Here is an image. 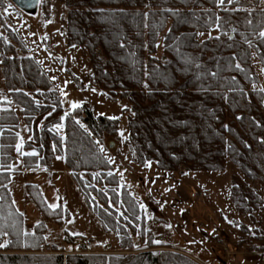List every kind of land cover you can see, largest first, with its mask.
<instances>
[{
    "label": "trees",
    "instance_id": "16d2710c",
    "mask_svg": "<svg viewBox=\"0 0 264 264\" xmlns=\"http://www.w3.org/2000/svg\"><path fill=\"white\" fill-rule=\"evenodd\" d=\"M60 1L66 45L79 47L90 63L89 85L79 83L80 89L129 103L124 145L136 164L167 174L222 173L232 165L237 173L230 181V203L252 227L235 219L230 226L247 237L237 245L263 254L264 229L256 214L264 215V196L253 185L264 193V90L256 88L260 79L253 59L264 81V0ZM0 59L4 87L27 130L23 170L49 169L62 157L103 230L130 251L63 255V247L50 248L47 221L61 224L70 214L62 205L51 207L34 183L25 185L26 194L44 221L26 230L8 189L19 117L5 108L0 109V244L5 245L0 264H199L173 249H157L168 244L156 241L141 205L120 185L98 144L118 135L119 120L95 116L85 104L64 114L51 80L6 26Z\"/></svg>",
    "mask_w": 264,
    "mask_h": 264
},
{
    "label": "rangeland",
    "instance_id": "374dc122",
    "mask_svg": "<svg viewBox=\"0 0 264 264\" xmlns=\"http://www.w3.org/2000/svg\"><path fill=\"white\" fill-rule=\"evenodd\" d=\"M65 22L66 9L60 0H40L34 16L23 13L10 0H0V33H4V26L10 28L23 43L27 53L39 62L61 98L63 113L72 111L74 104L78 107L85 104L95 116L119 120L118 135L104 137L98 144L110 161L120 185L129 190L144 210L147 228L165 240L158 239V243L168 244L169 247L157 249H173L177 252L179 249L184 250L192 254L199 264H259L261 254L248 250V245H237L241 237H247L230 226L235 219L252 227L247 216L235 213L230 203V181L237 173L236 169L227 164L226 171L222 173L182 174V169L179 172L181 174H167L156 172L153 168L144 170L138 166L131 151L124 145L128 132L127 115L124 111L129 103L125 100L111 101L93 88L80 89L79 83L86 87L89 85L90 63L79 47L66 45ZM253 62L260 79L256 88L264 90L261 68L256 59ZM5 100H10L11 103L4 87L0 59V101ZM11 107L19 117V138L25 139L28 135L19 108L12 104ZM58 131L63 133V124L58 126ZM110 144L112 147H109ZM17 156L11 163L10 170L13 174L8 189L13 195L15 207L23 213L27 231H31L36 223L43 220L25 190L27 183H34L43 190L51 207L62 205L70 214V218L61 224L47 221L46 242L50 248L56 245L65 249L63 255H76L77 247L73 245L71 238L86 235L92 241L89 254L130 253L119 245L115 235L103 230L86 205L62 157H57L49 169L30 171L23 170L20 157ZM253 186L264 196L259 184ZM153 211H171L174 219L170 215L160 214L162 218L157 220ZM179 211H213V220H216L213 236L207 233L203 237L204 233H199L200 228H194L197 223L190 219L187 220V225L182 224ZM256 217H261V227L264 229V215L258 212ZM132 239L139 244L138 237ZM251 242L258 243L255 240Z\"/></svg>",
    "mask_w": 264,
    "mask_h": 264
},
{
    "label": "crops",
    "instance_id": "0c3cea01",
    "mask_svg": "<svg viewBox=\"0 0 264 264\" xmlns=\"http://www.w3.org/2000/svg\"><path fill=\"white\" fill-rule=\"evenodd\" d=\"M5 108H12L10 100L0 101V109H5ZM27 139H28V137L25 139H21L18 136L17 151L15 154L16 158L18 157L17 155H19V157H20L21 154L25 152L23 149H21V147ZM143 169L146 170L145 168H143ZM156 172H160V171H156ZM153 212H155V214H156L155 217L157 220H160L162 218V215H166V214L170 215V216L172 215L171 211H153ZM173 212H176V211H173ZM179 212H180L179 218H181L182 224L187 225L186 224L187 220L190 219L193 221V223H197V224H195L196 226L194 228H197V226H198L200 228V230H199V228L196 230H199V233H200V231H202L204 233L203 237H204V235H208V234L213 236L214 231H215V227H216V225L214 224L216 220H213L215 218V214H213V211H179ZM160 214H162V215H160ZM185 214H187L188 218H187V216L185 217ZM171 217H172V219H174L173 216H171ZM174 224L176 225V223H174ZM155 236L157 237L156 240L160 239V240L165 242V240H163V238L161 236H157V235H155ZM206 238H208V237H206ZM176 249H178V248H176ZM178 251L182 252L183 254H185L187 256H190L195 261H197L196 258L192 254L185 252L184 250H180V249Z\"/></svg>",
    "mask_w": 264,
    "mask_h": 264
},
{
    "label": "built area",
    "instance_id": "2783aa9c",
    "mask_svg": "<svg viewBox=\"0 0 264 264\" xmlns=\"http://www.w3.org/2000/svg\"><path fill=\"white\" fill-rule=\"evenodd\" d=\"M74 244L77 247L76 254H89V250L92 247V241L91 238H89L86 235H80L75 238ZM43 253H48L47 251H44ZM97 253V252H94ZM259 264H264V253L261 254Z\"/></svg>",
    "mask_w": 264,
    "mask_h": 264
},
{
    "label": "water",
    "instance_id": "95a60500",
    "mask_svg": "<svg viewBox=\"0 0 264 264\" xmlns=\"http://www.w3.org/2000/svg\"><path fill=\"white\" fill-rule=\"evenodd\" d=\"M12 4L27 15H35L37 13L40 0H10ZM109 147H112L110 144Z\"/></svg>",
    "mask_w": 264,
    "mask_h": 264
},
{
    "label": "snow or ice",
    "instance_id": "6c2138e0",
    "mask_svg": "<svg viewBox=\"0 0 264 264\" xmlns=\"http://www.w3.org/2000/svg\"><path fill=\"white\" fill-rule=\"evenodd\" d=\"M221 2H223V0H221ZM262 36H264V33H261ZM73 107H78V105H73ZM36 153H28V155H35ZM4 244H0V247H4Z\"/></svg>",
    "mask_w": 264,
    "mask_h": 264
}]
</instances>
